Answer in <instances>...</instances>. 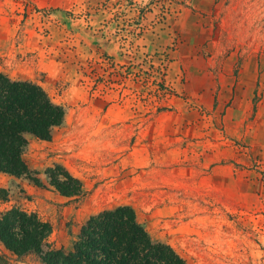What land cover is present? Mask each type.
I'll use <instances>...</instances> for the list:
<instances>
[{
	"label": "rangeland",
	"instance_id": "obj_1",
	"mask_svg": "<svg viewBox=\"0 0 264 264\" xmlns=\"http://www.w3.org/2000/svg\"><path fill=\"white\" fill-rule=\"evenodd\" d=\"M0 72L64 111L26 135L41 185L0 173V213H35L52 248L128 206L187 264H264V0H0ZM61 166L82 194L65 198ZM44 264L0 242V264Z\"/></svg>",
	"mask_w": 264,
	"mask_h": 264
},
{
	"label": "trees",
	"instance_id": "obj_2",
	"mask_svg": "<svg viewBox=\"0 0 264 264\" xmlns=\"http://www.w3.org/2000/svg\"><path fill=\"white\" fill-rule=\"evenodd\" d=\"M63 116L43 88L0 72V173L41 185L23 159L26 135L48 140ZM45 175L59 195L72 199L82 194L80 180L61 166L47 168ZM50 234V225L35 213L17 207L0 213L3 246L16 256L34 251L44 264H187L170 246L154 242L128 206L89 217L70 250L52 248Z\"/></svg>",
	"mask_w": 264,
	"mask_h": 264
}]
</instances>
